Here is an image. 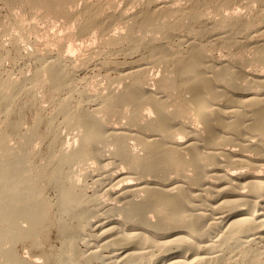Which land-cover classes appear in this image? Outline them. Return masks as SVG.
I'll use <instances>...</instances> for the list:
<instances>
[{"label": "bare ground", "instance_id": "1", "mask_svg": "<svg viewBox=\"0 0 264 264\" xmlns=\"http://www.w3.org/2000/svg\"><path fill=\"white\" fill-rule=\"evenodd\" d=\"M78 1L0 0L76 28L55 52L0 40V264H264V0L245 11L234 0H140L118 13L115 1ZM93 30L108 72L91 94L82 70L95 52L72 42ZM216 48L227 56L211 60ZM8 59L35 60L33 72L20 65L14 77Z\"/></svg>", "mask_w": 264, "mask_h": 264}, {"label": "rangeland", "instance_id": "2", "mask_svg": "<svg viewBox=\"0 0 264 264\" xmlns=\"http://www.w3.org/2000/svg\"><path fill=\"white\" fill-rule=\"evenodd\" d=\"M89 1V0H86ZM110 1H115V6L111 7V10L116 11L117 13L122 10V9H127L128 11H133L135 9L138 8L139 2L140 0H110ZM132 1V2H131ZM187 0H174V5H178L180 3H185ZM250 1L252 0H237V1H233L236 2L233 4L232 8H238L241 9L243 11H245L247 9V7L250 4ZM86 2L85 0H79L76 4L77 7L84 5ZM135 3V4H132ZM249 3V4H248ZM254 4H260V2H256L254 1ZM76 6L74 8H76ZM0 8L3 9V15H2V20L0 21V40H3L5 42H8L9 39H11L12 36L14 35H21L22 39L24 36V44L28 49H34L35 48V41L36 44H38L39 48L43 51V52H47L49 49L50 51L55 52L56 49H58V40L57 37L61 36L62 38H65V36H67L72 30H75L76 28L72 25V23L69 21V19L65 16H61V17H55L53 15H45L43 13V10L37 9V10H30V8H24L22 6H16V7H12V12L9 9V7L3 3L0 4ZM13 13V17H10ZM10 15V16H9ZM16 15V16H14ZM16 17H18L19 22L17 24H13L12 18L15 19ZM7 20H5V19ZM22 19V21H21ZM11 22V23H10ZM9 23L11 25H9ZM22 25V26H21ZM24 25V26H23ZM30 26H35V30L33 31H28V28ZM18 27L20 29H18ZM121 26H117V30H121L124 28H120ZM18 30V32H16ZM16 32V33H15ZM97 31L93 30L90 34H86V35H77L74 40H73V45L75 44L76 46L79 47V49L81 50V52L83 53H91L92 49L95 53H92L93 55V59L94 62L92 64L87 65L82 71H83V75H88V81L91 84L90 87H88L89 89H91L90 93L92 94L93 89L97 90V88H100V86H105L107 79L105 77V74L108 72L107 70H105V68H100V64L101 61L104 59V56H100L95 50L98 51V47H99V40L98 38H96V33ZM261 32H255L256 35L260 34ZM190 35L189 32H185L184 36L186 38H188ZM264 35V33L258 35L259 38ZM221 36L219 34H215L212 33L210 35H208L206 38L209 41H214L217 40V38ZM260 38V39H261ZM27 39V40H26ZM264 40V39H263ZM98 44V45H97ZM30 45L32 47H30ZM96 46V47H94ZM78 48L76 50H74V55L79 56L80 55V50ZM80 52V53H79ZM221 52V53H220ZM79 53V54H78ZM97 53V56L95 55ZM65 55V54H64ZM217 55H221V58L226 57L227 56V50L226 48H216L214 49L210 54L209 57L211 60H213L214 58H216ZM114 57H117L119 59L124 57V54L122 53H118L117 55H114ZM35 60H27L25 62V59H20V61L18 60V62L14 63L11 59L6 60L5 65L9 68H13V76L14 77H19L22 73L20 72V65L21 66H26L25 68V73L27 75H30L33 72V67H35ZM97 63V64H96ZM94 64V65H93ZM97 65V66H96ZM16 66V67H15ZM96 66V67H94ZM251 69V65L248 66ZM263 66H259V69H262ZM264 69V67H263ZM150 72H154L153 74H157L160 72V66L155 65L151 68ZM95 92V91H94ZM46 100V99H45ZM43 105L45 104L47 107L50 106V102L47 101H42ZM77 137L76 136V130H70V129H61V137L62 139H73V137ZM75 139V138H74ZM50 137H48L46 139V142H49ZM13 142H15V139H13ZM237 147V145H235ZM115 161L112 160L108 162L107 164V170H110L112 172H115L116 170L120 169V167L122 166H116L114 164ZM110 165V166H109ZM261 167V168H260ZM116 168V169H115ZM259 169V170H258ZM258 171H262L264 172L263 166H259L258 167ZM95 173V171H94ZM97 173V172H96ZM105 179V180H104ZM103 179V182L106 183H102L104 185H110L112 187V185L114 186H119L120 184L124 183V182H117L116 181L113 183L110 182V180H107L106 177ZM130 181L132 179H129ZM125 181H128V179H126ZM132 181H136V179H133ZM108 182V183H107ZM93 180L88 178V189L90 191H93L96 189V185L93 184ZM108 185V186H109ZM54 190H50V192H53ZM101 195L103 197V200L106 202L105 203H112V204H122L121 202H123V199H120V201L118 200L119 198H115V196H112L110 194H106L103 191H101ZM114 202V203H113ZM110 214V213H109ZM107 214L105 217V220L102 223H105L106 221L108 222L110 219L113 218V216H117L120 217L121 214L119 213V211H115L112 212V214H110L111 217H109L107 219V216L109 215ZM114 214V215H113ZM92 230H96L95 226L91 227ZM51 242L52 244L57 248L60 249L61 246V241H60V237L57 236L56 232L54 231L52 233L51 236ZM82 245H85L86 242H81ZM98 244V243H97ZM99 250L106 254L109 252L110 248H105L102 247L101 245H98ZM19 250L21 253H23L24 255L27 256H34L35 258L43 261L44 258L41 256V254L36 250H32L31 248H29L27 245H19Z\"/></svg>", "mask_w": 264, "mask_h": 264}]
</instances>
